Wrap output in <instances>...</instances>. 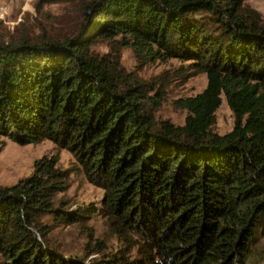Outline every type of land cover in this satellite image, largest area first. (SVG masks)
Here are the masks:
<instances>
[{
  "label": "trees",
  "instance_id": "trees-1",
  "mask_svg": "<svg viewBox=\"0 0 264 264\" xmlns=\"http://www.w3.org/2000/svg\"><path fill=\"white\" fill-rule=\"evenodd\" d=\"M246 1L39 0L31 18L0 20V150L53 141L104 191L72 211L56 156L0 185V264H264V20ZM55 3L62 14L44 10ZM124 48L207 75L177 101L183 125L156 118L161 83L127 70ZM224 96L235 122L220 134ZM93 215L122 247L80 256L51 236Z\"/></svg>",
  "mask_w": 264,
  "mask_h": 264
},
{
  "label": "rangeland",
  "instance_id": "rangeland-1",
  "mask_svg": "<svg viewBox=\"0 0 264 264\" xmlns=\"http://www.w3.org/2000/svg\"><path fill=\"white\" fill-rule=\"evenodd\" d=\"M38 1L0 0V4L3 5L0 13L7 16L9 23L6 24L12 26L19 21V18L23 20L25 17L31 18L36 15L35 5ZM246 3L264 20V0H247ZM65 4H47L44 10L60 15L64 12ZM95 48L102 54L109 52L106 43L99 42ZM121 61L127 70L134 72L144 82L161 83L157 88L160 91L156 96L157 105H153L154 113L158 120H170L176 125H183L189 115V110L178 105L177 101L197 95L208 84L207 75L204 73L186 76L183 73V63L177 59L142 64L131 49L124 48L121 51ZM155 93L152 91L151 96L154 97ZM216 116V124L213 127L215 132L224 134L232 130L235 117L225 96ZM47 156H56L59 158V166L70 171L69 188L60 195V199L70 202L69 206H72V211L87 205L99 207L104 194L103 189L84 175L71 150L50 140L31 144L6 140L0 150V185L12 186L22 178L28 177L33 172L35 161ZM91 233L94 236L91 237ZM51 236L56 238L67 253L80 256H87L97 249L101 250V246L109 252L123 246L120 239L110 229L107 220L100 215L91 216L84 225H63L55 228ZM130 254L136 255V249Z\"/></svg>",
  "mask_w": 264,
  "mask_h": 264
},
{
  "label": "built area",
  "instance_id": "built-area-1",
  "mask_svg": "<svg viewBox=\"0 0 264 264\" xmlns=\"http://www.w3.org/2000/svg\"><path fill=\"white\" fill-rule=\"evenodd\" d=\"M3 8V5L0 4V10ZM21 18H19V21H20ZM0 20L3 21L4 23H9L7 20V16L4 15L2 12L0 13ZM18 22V21H17ZM16 22V23H17ZM14 23V22H13Z\"/></svg>",
  "mask_w": 264,
  "mask_h": 264
}]
</instances>
